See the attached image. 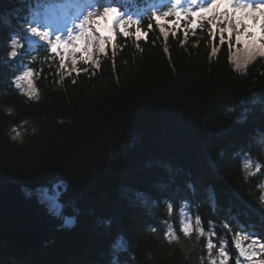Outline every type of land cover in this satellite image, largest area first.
<instances>
[{"label": "trees", "instance_id": "obj_1", "mask_svg": "<svg viewBox=\"0 0 264 264\" xmlns=\"http://www.w3.org/2000/svg\"><path fill=\"white\" fill-rule=\"evenodd\" d=\"M128 3L132 0H123L122 10L129 11ZM24 8L21 0H0V19ZM131 13L139 15L135 10ZM12 25L16 26L14 20ZM11 31L13 27L0 24V104H12L17 110L12 117L0 113V181L35 188L56 177L69 178L65 201L76 198L84 212L94 209L97 214H110L111 206L125 216L127 223L122 227L132 225L138 264L188 261L178 249L172 252L143 228L136 231L143 223H152L162 232L159 221L169 218L162 208L139 212L128 208L124 198L131 194L121 196L124 186L157 197H180L190 195L185 181L191 179L197 187L193 199L202 201L198 214L206 230L209 219L218 224L223 217L232 216L234 230L243 224L253 227L257 238L264 237V211L245 195L255 181L242 184L239 160L231 156L236 147H251L253 155L264 159V137L252 143L256 130L264 131V58L258 57L248 65L246 74L238 75L228 62L240 46L234 37L225 35L222 41L218 33L210 35L199 27L193 32L183 16L180 20L161 17L159 23L153 17L144 21L141 32L146 35L139 40L117 32L118 47L106 46L98 66L80 63L77 57L79 70L66 75L59 88L61 60L70 67L71 53L61 58L47 51L41 41L39 58L31 64L39 72L36 85L41 99L25 103L26 98L9 86V76L14 75L10 67L17 63V59H7ZM239 100L243 102L232 118L224 115L223 105ZM29 117L39 126V133L26 136L23 144L10 142L8 124ZM219 145L229 152L222 159L216 156ZM209 151L215 161L211 164ZM157 183L160 186L154 190ZM83 185H88L86 190ZM209 185L218 214L208 206ZM170 219L178 229L176 208ZM216 232L214 242L227 235L220 228ZM51 234L37 250L0 242V264H93L112 245L122 246L119 228L97 229L94 217L85 214L75 228H55ZM204 243L201 240L202 253ZM229 249L235 256L231 243ZM149 254L152 259L144 261Z\"/></svg>", "mask_w": 264, "mask_h": 264}, {"label": "clouds", "instance_id": "obj_2", "mask_svg": "<svg viewBox=\"0 0 264 264\" xmlns=\"http://www.w3.org/2000/svg\"><path fill=\"white\" fill-rule=\"evenodd\" d=\"M21 2L25 8L9 18L0 19V24L13 27L7 40L10 49L7 51V59H17V63L10 67V72L14 75L9 76V86L15 89L18 95L26 98L25 103L38 102L41 99V90L36 85L39 72L31 67V64L39 58L38 54L43 48L41 41L47 42V51L52 53L60 49L72 50L69 58L70 67L63 59L61 60L57 81L59 88L63 86L66 75L79 70L77 57L80 63L98 66L99 54L105 53L106 46L118 47L115 44L117 32L125 37L134 35L139 40L146 35L141 32L144 21L153 17L159 23L161 17L175 16L180 20L183 16L187 17L193 32L199 27L206 28L210 35L218 33L222 41L225 35L229 39L234 37L235 42L240 46L231 53L228 62L232 71L238 75L246 74L248 65L258 57L264 58V0H212L207 7L203 6V2L198 4L197 0H133L141 6L139 15L122 10L123 0H72V6L61 7L54 19H45L46 12L52 5L63 6L65 0H21ZM13 20L16 22L15 27L12 25ZM53 36H55L54 42L50 39ZM136 47L139 51H143L138 44ZM242 102L239 100L232 104H224V115H230L232 118ZM0 113L5 117H12L17 115V110L12 104H0ZM38 133L39 126L30 117L21 119L16 124L9 123L6 130L9 141L16 144H23L26 136ZM260 137H264V131L257 129L252 137V143H258ZM206 147L208 148V145ZM215 149L218 158L222 159L229 155L223 145ZM209 156L210 164L214 163L210 151ZM231 156L239 160L242 184L248 185L255 181L253 187L245 189V195L264 211V159L253 155L251 147H236ZM177 169L183 171L179 166ZM188 175L190 176V173ZM70 181L69 178L56 177L49 184L35 188L22 185L21 192L28 199L34 197L37 203L45 207L50 216L61 221L57 226L58 230L75 228L82 214L93 216L97 229L108 230L114 226L119 228L118 238L122 246L116 248L112 245L107 254L95 260L93 264H138V245L133 240L132 225L128 229L122 227L123 223H127L125 216L111 206H109L110 214H97L94 209L84 212L78 206L76 198L65 201L63 197L69 193ZM227 182L229 183L228 180ZM159 186V183L154 184L153 189ZM83 187L86 190L88 185ZM185 187L190 195L177 197L175 194H166L157 197L153 192L124 186L121 189V196L125 192L131 194L124 198L128 208L137 212L143 208H162L169 218L159 221L163 228L162 232L152 223H143L136 231L143 228L148 235L165 242L172 252L178 249L188 264H264V242H262L264 237L257 238L258 236L254 235V228L245 227L243 224H237L234 230L230 227L234 219L232 216L223 217L218 224L209 219L206 230L198 214L202 201L193 199L197 187L191 179L185 181ZM206 199L212 213L218 214V205L211 185L208 186ZM174 208L179 217L178 229L170 219ZM217 228L227 230V235H220L217 238L218 242H214L213 237H217ZM201 240L205 242L203 253ZM230 243L235 249V256L230 253ZM143 259L150 261L152 257L149 254Z\"/></svg>", "mask_w": 264, "mask_h": 264}, {"label": "water", "instance_id": "obj_3", "mask_svg": "<svg viewBox=\"0 0 264 264\" xmlns=\"http://www.w3.org/2000/svg\"><path fill=\"white\" fill-rule=\"evenodd\" d=\"M60 223L34 197L26 198L20 184L0 181V242L37 250L46 244Z\"/></svg>", "mask_w": 264, "mask_h": 264}, {"label": "rangeland", "instance_id": "obj_4", "mask_svg": "<svg viewBox=\"0 0 264 264\" xmlns=\"http://www.w3.org/2000/svg\"><path fill=\"white\" fill-rule=\"evenodd\" d=\"M204 7H207V6H204ZM235 255H236V253H235Z\"/></svg>", "mask_w": 264, "mask_h": 264}, {"label": "snow or ice", "instance_id": "obj_5", "mask_svg": "<svg viewBox=\"0 0 264 264\" xmlns=\"http://www.w3.org/2000/svg\"><path fill=\"white\" fill-rule=\"evenodd\" d=\"M215 51V50H214Z\"/></svg>", "mask_w": 264, "mask_h": 264}]
</instances>
